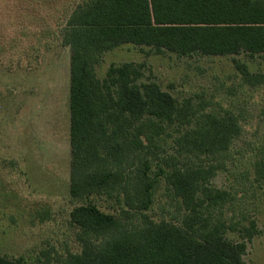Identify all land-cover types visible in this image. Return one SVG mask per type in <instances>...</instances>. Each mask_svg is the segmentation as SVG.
<instances>
[{
    "label": "trees",
    "instance_id": "obj_1",
    "mask_svg": "<svg viewBox=\"0 0 264 264\" xmlns=\"http://www.w3.org/2000/svg\"><path fill=\"white\" fill-rule=\"evenodd\" d=\"M65 1L59 33L70 48V196L78 202L69 223L79 249L0 254V264H247L258 223L237 216L234 192L211 183L243 133V113L178 99L143 80V62L111 64L102 78L97 66L123 44L146 55H264V0ZM233 61L245 85H264V72ZM255 168L261 181L264 161ZM161 178L177 205L170 220L148 213ZM94 195L114 198L117 214Z\"/></svg>",
    "mask_w": 264,
    "mask_h": 264
},
{
    "label": "rangeland",
    "instance_id": "obj_2",
    "mask_svg": "<svg viewBox=\"0 0 264 264\" xmlns=\"http://www.w3.org/2000/svg\"><path fill=\"white\" fill-rule=\"evenodd\" d=\"M65 0H0V254L32 259L41 249L78 251L69 212L66 134L51 110L67 96L70 48L61 43ZM140 46L123 44L108 51L97 66L104 77L111 64L144 63L143 80H155L178 99H206L214 110L243 113V133L234 142L211 183L234 192L237 216L255 218L261 233L248 243L247 264H264V178L257 181L256 160L264 161V85L242 82L234 58L251 72H264V55H146ZM147 49V48H145ZM56 118V119H55ZM67 150V151H66ZM102 210L117 214L114 198L94 195ZM177 205L157 183L148 213L170 220ZM240 240L237 232H228Z\"/></svg>",
    "mask_w": 264,
    "mask_h": 264
},
{
    "label": "crops",
    "instance_id": "obj_3",
    "mask_svg": "<svg viewBox=\"0 0 264 264\" xmlns=\"http://www.w3.org/2000/svg\"><path fill=\"white\" fill-rule=\"evenodd\" d=\"M70 64V60H69ZM70 100V65H69V76H68V82H67V96L65 102H62V106L56 101L55 99V105L54 108L51 109L54 112V116L56 118H59L58 121L60 122V127L58 130H62L67 138H66V144L68 146V153L71 154V148H70V107H69V101ZM55 118V119H56ZM66 150V151H67ZM71 166V164H70Z\"/></svg>",
    "mask_w": 264,
    "mask_h": 264
}]
</instances>
